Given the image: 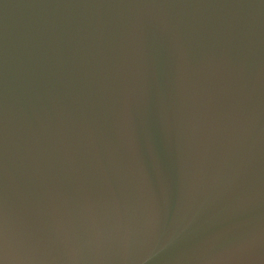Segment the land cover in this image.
<instances>
[{
    "label": "water",
    "instance_id": "water-1",
    "mask_svg": "<svg viewBox=\"0 0 264 264\" xmlns=\"http://www.w3.org/2000/svg\"><path fill=\"white\" fill-rule=\"evenodd\" d=\"M0 264H264V0H0Z\"/></svg>",
    "mask_w": 264,
    "mask_h": 264
}]
</instances>
